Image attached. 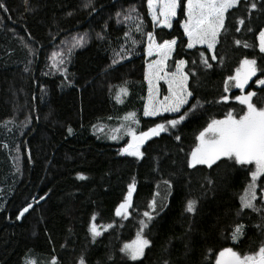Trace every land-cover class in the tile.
Returning a JSON list of instances; mask_svg holds the SVG:
<instances>
[{
  "label": "trees",
  "instance_id": "16d2710c",
  "mask_svg": "<svg viewBox=\"0 0 264 264\" xmlns=\"http://www.w3.org/2000/svg\"><path fill=\"white\" fill-rule=\"evenodd\" d=\"M83 1L79 19L63 24L58 18L68 0H59L52 10L57 30L41 40L31 15L46 12L45 1L29 0L24 19H17L0 0V264H53L54 258L57 264H80L82 258L85 264H216L224 248L241 255L256 252L264 243V201L257 197L254 208L240 204L253 164L222 158L212 167H190L189 161L209 121L245 112L246 105L235 97L255 92L253 102L264 107V85H255L264 77L257 41L264 0H240L229 9L212 52L204 45L187 47L181 26L186 0H180L171 27L152 22L147 0ZM148 33L158 43L176 39L167 70L178 60L187 62L193 97L179 113L143 114ZM76 36L84 38L79 46L65 45ZM62 45L63 63L55 69L51 55ZM117 57L124 59L111 64ZM245 58L256 60V75L243 89L229 81L225 92V81ZM197 102L200 106L179 125L141 146L143 157L121 153L129 141L122 125L146 131L177 119ZM129 113L139 124L125 120ZM133 180L128 215L116 216ZM258 183L259 193L264 176ZM153 199L155 209L149 207ZM190 200L196 202L193 212L187 211ZM28 204L33 207L20 217ZM148 209L152 219L141 232ZM94 214L100 223L112 222L96 239L88 231ZM237 225H243V234L234 241ZM138 232L150 244L142 257L128 259L121 249Z\"/></svg>",
  "mask_w": 264,
  "mask_h": 264
},
{
  "label": "snow or ice",
  "instance_id": "6c2138e0",
  "mask_svg": "<svg viewBox=\"0 0 264 264\" xmlns=\"http://www.w3.org/2000/svg\"><path fill=\"white\" fill-rule=\"evenodd\" d=\"M239 3L240 0H186L184 5L186 19L183 22V28L188 37L187 47L193 48L196 44H207L208 49L214 50L221 30L224 29L225 14L229 9L236 7ZM148 5L153 21L167 27H171V19L177 15V9L181 6L180 0H148ZM85 6L87 7L88 5ZM0 7H4V5L0 3ZM251 8H256V4H251ZM125 19H130V17H125ZM239 23L243 24L244 20L241 19ZM136 30L141 31L140 25L136 26ZM147 35L149 41L147 46L148 55H152L155 51L160 58L149 64L148 71L146 72L145 78L149 83V103L145 105L144 115L156 116L160 112L179 113L181 108L189 104V98L193 97V93L188 87L189 73L184 70L187 62L185 60H179L176 62V70L174 72L169 73L165 71L167 67L165 62L171 55L177 41L173 38L171 40H164L162 43H157L153 33H148ZM83 39V37L74 38L75 42L72 47L79 46L83 42ZM235 43L240 44L241 41L236 40ZM248 46L245 42L244 47ZM259 49L261 53H264V30L259 32ZM71 50V48L68 49L69 53ZM62 55V53H53V67H58L59 64L63 63ZM57 57L61 58L57 59ZM201 58L207 67H211V64L208 63V59L204 57L203 53L201 54ZM211 59H217L216 55L213 54ZM113 63L115 64L117 61L114 60ZM241 65L243 71L238 68L236 75L228 77V80L225 81V92L229 90V81H235V86L243 89L248 80L255 76L258 71L257 62L254 59L249 60L245 58L241 61ZM159 80H166L168 83L169 94L162 101L156 100L153 95V82ZM256 82L264 85V79H259ZM126 91L124 88L120 89V93H126ZM256 95L255 92L250 91L244 95L235 97L237 101L247 106V111L238 119L232 112H229L224 119L211 120L207 127L199 133L197 137L199 143L192 150L189 161L190 167L197 165L212 167L222 158L234 160L236 164L241 165L254 163L255 170L251 173L252 182L245 189V194L241 197L244 208L255 207L253 201L256 199V180L258 177L264 176V107H257L253 102V97ZM228 99L229 97L226 95L221 96V100L224 102L228 101ZM199 106V102H197V104H193L183 115H179L177 119L156 124L154 127L139 133L130 126L122 125V127H127V134L131 136V140L121 149V153H126L137 158L143 157L144 153L141 151V146L147 140L151 137L159 136L161 132L167 131L169 126L175 128ZM125 120H131L133 123L139 124V121L135 119V113H129L125 117ZM113 131L119 130L115 129ZM110 138L115 140L118 137L113 135ZM176 139L179 140L180 137L177 136ZM81 178L84 177L81 176ZM134 190L135 181L133 180V183L128 185L125 199L115 210L116 216L128 215V210L132 206ZM43 198L41 197V199ZM195 204V201H188L187 211H195ZM32 207L33 204H28L20 211L19 216L22 217ZM149 207L155 209V199H153ZM143 215L148 220L152 219L151 214L147 211ZM93 220H95V217H93ZM141 225L142 229L146 227L144 221H141ZM108 227H111V225ZM242 229L243 225L236 226L231 237L234 241L239 239L243 234ZM91 232L93 237L101 235L95 223L91 225ZM141 232H138L136 240L125 244L121 249L132 260H137L142 257L145 247L150 244V241ZM53 264H57L55 258L53 259ZM80 264H85L83 258ZM216 264H264V245H261L257 252L243 256L232 248H224L219 252Z\"/></svg>",
  "mask_w": 264,
  "mask_h": 264
},
{
  "label": "rangeland",
  "instance_id": "374dc122",
  "mask_svg": "<svg viewBox=\"0 0 264 264\" xmlns=\"http://www.w3.org/2000/svg\"><path fill=\"white\" fill-rule=\"evenodd\" d=\"M28 1L29 0H6V2L8 3V5L10 6L11 8V11L13 12V14L17 17V19H24V16H25V13L27 12V9H28ZM47 3V11L46 12H34L32 13V21H33V26H34V32L35 34L41 39V40H45L47 39L48 37H52L55 33V31L57 30V26H56V23L54 22L53 18H52V10L53 8L57 5L58 1L59 0H43ZM83 3H85V1L83 0H68V4H67V7L65 9H62L60 14H59V20L63 22V24H70L76 20L79 19L80 15H81V12H82V8H83ZM146 4H147V7H148V11H149V16L151 17V20L152 22L156 25V26H163V27H167L165 25H162L160 23H157V22H154L153 19H152V14L149 10V5H148V0L146 1ZM158 10V9H157ZM129 17L132 16V10L129 12L128 14ZM174 19V17L171 19V22L172 20ZM186 19V15H185V18L182 20L181 22V26H182V29L184 31V28H183V22L185 21ZM261 30H264V27L261 29ZM260 30V31H261ZM82 34H85V33H80L79 35L81 36H84L85 38L88 37V34L86 33V35H82ZM186 35V34H185ZM81 36H76L75 38H79ZM187 37V35H186ZM64 41V40H62ZM257 41H258V48H259V33L257 35ZM74 38L72 39H68L65 41V45L66 46H71L73 45L74 43ZM148 35H147V42H146V45H145V56L146 58H148L147 62L145 63V66H144V78L146 76V72L148 71V65L151 64L153 61H156L158 60L160 57L159 55L157 54V52H153L152 55H148V52H147V46H148ZM158 43V42H157ZM162 43V42H161ZM187 44H188V37H187ZM65 45H62V46H58L56 47L53 52H52V55H51V65L53 67V53L54 52H57V53H62L64 52L65 50ZM196 45H204L207 47V44H196ZM195 45V46H196ZM208 48V47H207ZM210 50V49H209ZM211 52L213 50H210ZM172 54V53H171ZM63 56V55H62ZM171 56V55H170ZM169 56V57H170ZM168 57V58H169ZM61 57H57V59H60ZM124 59V58H123ZM123 59L121 58H115L114 60L117 61V63H120L123 61ZM113 60V61H114ZM168 60V59H167ZM113 61L111 62V64H114ZM179 61V60H178ZM176 61V62H178ZM115 63V64H117ZM166 65H167V61L165 62ZM114 64V65H115ZM60 65V64H59ZM59 67V66H58ZM58 67H54L55 69H57ZM238 68L241 69V71H243V68H242V65H240ZM176 70V63H175V66L172 70H167V68L165 69V71L171 73V72H174ZM184 70H185V66H184ZM237 72V70H236ZM236 72L234 73L233 76L236 75ZM260 79H264V77L260 78ZM259 80V79H258ZM145 81H146V88H147V92H146V96H145V103H144V108H145V105L147 103H149V83H148V80L145 78ZM234 84H235V81H234ZM255 85L257 86H260L261 84H258L257 82H255ZM169 94V91H168V83L166 80H159V81H154L153 82V95L155 96L156 100L158 101H162L163 98L165 96H167ZM182 109V108H181ZM247 111V106H246V110L245 112ZM244 112V113H245ZM164 113H172V112H160L158 115H161V114H164ZM243 113V114H244ZM143 114H144V109H143ZM242 114V115H243ZM145 116V115H144ZM157 116V115H156ZM153 117V116H151ZM236 117V116H235ZM240 117V116H239ZM239 117H236L237 119ZM225 117H222V118H218V119H224ZM213 120V119H212ZM211 121H209L210 123ZM208 125V124H207ZM207 127V126H206ZM204 130V129H203ZM202 130V131H203ZM199 135V134H198ZM129 136V141L131 140V136L128 134ZM198 137V136H197ZM128 141V142H129ZM199 143L198 139L196 140V146L197 144ZM128 144V143H127ZM126 144V145H127ZM125 145V146H126ZM195 146V147H196ZM126 154V153H125ZM17 163L20 165V159L17 158ZM255 170V164L253 163V170ZM252 173V172H251ZM259 178H257L256 180V188H255V191H256V198L260 196L261 200L264 201V186L261 188L260 192L258 193L257 191V188H258V181H259ZM252 182V176L250 177V180L246 186V188L249 186V184ZM245 188V189H246ZM245 194V190L243 191L241 197ZM256 200V199H255ZM253 203L255 204V201H253ZM240 204H241V207L244 208L242 206V202H241V199H240ZM147 212H149L152 216V213L148 210H146ZM144 211V212H146ZM143 212V213H144ZM93 217H95V220H93ZM145 220L141 219V221H144L145 224L148 223V218L145 217L144 218ZM141 221H140V226H139V230L142 229V225H141ZM95 223L98 230L101 232V234L106 231L107 229H109L110 227H108L109 225H112V222H109V223H100L97 221V216L96 214H94L90 221H89V225H88V231H89V234L91 236L92 239H96L98 238L99 236H96V237H93L92 235V232H91V225ZM235 231V230H234ZM137 235V234H136ZM136 240L133 239L131 241H128V242H125L123 244V247L125 244H128V243H131L132 241ZM258 251V250H257ZM256 251V252H257ZM255 253V252H254ZM249 254H253V253H248V254H245V255H249ZM124 255L128 258V259H131L125 252H124ZM243 256V255H242ZM218 257V256H217Z\"/></svg>",
  "mask_w": 264,
  "mask_h": 264
},
{
  "label": "water",
  "instance_id": "95a60500",
  "mask_svg": "<svg viewBox=\"0 0 264 264\" xmlns=\"http://www.w3.org/2000/svg\"><path fill=\"white\" fill-rule=\"evenodd\" d=\"M263 245H264V243H263Z\"/></svg>",
  "mask_w": 264,
  "mask_h": 264
}]
</instances>
